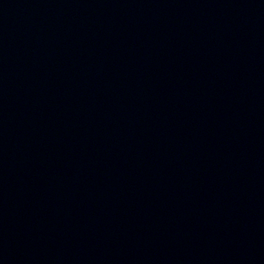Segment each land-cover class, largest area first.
I'll return each mask as SVG.
<instances>
[{
  "label": "water",
  "instance_id": "water-1",
  "mask_svg": "<svg viewBox=\"0 0 264 264\" xmlns=\"http://www.w3.org/2000/svg\"><path fill=\"white\" fill-rule=\"evenodd\" d=\"M0 264H264V0H0Z\"/></svg>",
  "mask_w": 264,
  "mask_h": 264
}]
</instances>
